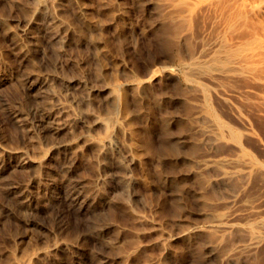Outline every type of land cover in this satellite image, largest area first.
Listing matches in <instances>:
<instances>
[{"label": "rangeland", "instance_id": "obj_1", "mask_svg": "<svg viewBox=\"0 0 264 264\" xmlns=\"http://www.w3.org/2000/svg\"><path fill=\"white\" fill-rule=\"evenodd\" d=\"M33 1L0 0V264L53 247L25 264H225L244 230H182L222 212L228 190L264 197V75L222 78L250 90L230 107L206 77L200 96L183 62L218 30L226 44L264 39V0ZM237 15L242 31H223ZM197 100L224 131L211 147ZM208 151L248 156L254 171L215 182L186 158ZM263 244L235 264H264Z\"/></svg>", "mask_w": 264, "mask_h": 264}, {"label": "bare ground", "instance_id": "obj_2", "mask_svg": "<svg viewBox=\"0 0 264 264\" xmlns=\"http://www.w3.org/2000/svg\"><path fill=\"white\" fill-rule=\"evenodd\" d=\"M235 2H237V1H235ZM37 3H38V1L36 2V4ZM210 5H211V2L205 3V6H210ZM230 5L233 7L232 2ZM231 6H230V8H231ZM232 18H233V16H232ZM241 20H242V18L237 15L236 17H234L233 19H231L229 21L223 20L220 23V25H221L223 31L226 30V31H231L233 33V31L240 28V26H241L240 24L243 22L242 21L241 23H239ZM237 25H238V28H237ZM237 31H239V29ZM240 31H242V30H240ZM240 31H239V33H240ZM26 35H27V37H24V38H28V40L30 42H32L33 35L29 34V33ZM34 36H35V34H34ZM247 39H246V41H245V39L244 40L235 39L233 42L226 44V43H223L221 32L218 30L217 32L211 33L206 38H203L201 40L202 42H201V45H199L197 52L191 54L190 56H188L185 59V61L183 62L185 68L187 69V71L191 75L194 76L193 78H191V86L193 85V87L197 88L198 94L200 96H203L205 93H203V88L201 86L200 80L197 79L199 77H206V78L212 80L214 90L217 91V93L219 94V96L221 97V99L223 101L230 104V107L232 104L231 95L245 97L246 94L250 93V90L249 89L247 90V88H241L240 89L238 87L235 89L232 87H228L224 84L225 82L223 83V79H222V78H227L226 80H228V78H232L233 75H237V76L241 75L244 77H249V79L251 78L254 80H256V79L258 80V78L259 79L261 78L260 76L262 74L264 75V39L258 40L259 38L258 39L256 38V40H255L253 37V39H254L253 42H251V39H248V40H250V42H248ZM35 40L37 42V39H35ZM34 44H35V42H34ZM29 46H30V44H29ZM50 76H51L50 74L46 75V77H50ZM195 77H197V78H195ZM43 78L45 79V77H43ZM221 79H222V81H221ZM226 80H224V81H226ZM235 81H236V79H235ZM80 82L81 81H79L78 83H80ZM258 82H261V81H258ZM33 86H36L37 88H43V90H45V91L53 94L54 96H56V91L50 85V83H48L47 81H41L40 83L34 84ZM257 98L260 99L259 95L257 96ZM243 99H245V98H243ZM255 100H257V99H255ZM260 100L262 101V98ZM195 105H196V109H195V112L193 113L192 117H194V119H197V118H200L201 116L205 115L208 118V120H207L208 122H206V124L205 123H203L204 125L198 124L196 126V129L200 130V132L202 134V139L205 141L204 143H206V144L208 143L211 147L215 143H217L218 141L219 142L221 141L222 136H223V135L221 136V134H222L223 130L220 129L219 123L217 122L216 119H214L212 117H208L205 114L203 104L199 100H197ZM58 106L60 107V104H58ZM232 107H234V105ZM239 107H238V109H239ZM240 110H241V108H240ZM235 113H237V112H235ZM240 113H241V111H240ZM240 113H239V116H240ZM237 116H238V113H237ZM242 116L243 115H241V117ZM245 116H246V114H245ZM17 156L21 157V154L17 153ZM14 158H16V157H14ZM21 158H23V156ZM186 158L194 164L195 169H197V171H199V172L201 170H204V169H210L211 170V168L216 170L215 173L213 174V176H210V177H212L211 179H214L215 182H216V180H221L224 182L229 181L233 177L246 178L248 175H250L252 169L254 171V166L256 163L252 158H250L248 156H240V155H232V154L225 155V154L213 153L210 151H208V152H206L200 156H187ZM20 160L21 159H19V161ZM14 161H16V160H14ZM19 161H17L19 166H22L25 164H34L36 166V164H37L36 161H34V160L32 161L30 159H27L26 161H20V162ZM17 162L15 163L16 165H17ZM256 168H257V166H256ZM258 170H259V167H258ZM214 181H212V182H214ZM241 191H237L236 189H235V191L228 190L220 199H218L219 200L218 202H214V203H216V205L221 206L224 211L222 209H221L222 212H218L219 209L212 210L214 208L206 209V210L204 209L203 213H202L204 220H202L200 222H195L192 225L188 224L187 228L182 230V233L184 234L186 232L188 233V231H190V230L198 231L197 229L203 228L206 231H208V233H210V231L216 233L219 238L227 236L231 232V228H235V226H238L242 230H244L245 231V239L243 238L244 240H241L239 242H235L233 244L231 243V245L228 244L227 246H229V247L227 249H225L226 248V246H225L224 247L225 250L221 253V255H219L221 261L225 262V264H235L240 255L252 254L253 252H256V250L260 246V244L262 242H264V197L261 195L262 197H260V199H257L254 201H252V200L250 201L249 199L247 200L245 197L244 198L246 200L243 197H242L243 199L240 200L239 199V196H240L239 193ZM256 196H259V195H256ZM257 198H259V197H257ZM250 199H252V198H250ZM23 202H25V201H23ZM232 230H234V229H232ZM192 232H194V231H192ZM246 233H247V237H246ZM169 236H171V234H167L166 237H169ZM219 238L217 240H219ZM223 239L224 238H222V240ZM215 240L208 243V247L211 249H214V251H216L215 249H218V247L221 245L220 243L222 242L221 240H220L221 242H219L217 240L215 241ZM54 250H55V247L47 250L46 252L39 251V252L28 254L26 256L25 260L22 261L20 264H25L27 262L29 263V261L32 262L33 259L38 260L41 257L44 258L47 256H51V254L54 252ZM56 250H58V248ZM56 250H55V252H56ZM55 252H54V255H55ZM38 262H39V260H38Z\"/></svg>", "mask_w": 264, "mask_h": 264}]
</instances>
